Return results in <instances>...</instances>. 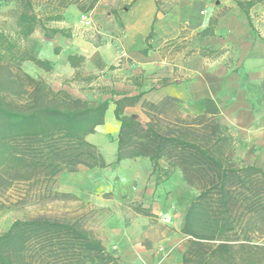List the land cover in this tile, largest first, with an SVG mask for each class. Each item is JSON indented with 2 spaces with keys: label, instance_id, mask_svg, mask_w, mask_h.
Here are the masks:
<instances>
[{
  "label": "crops",
  "instance_id": "crops-1",
  "mask_svg": "<svg viewBox=\"0 0 264 264\" xmlns=\"http://www.w3.org/2000/svg\"><path fill=\"white\" fill-rule=\"evenodd\" d=\"M103 1L96 0L90 9L92 25L77 23L75 6L66 11L64 21L74 24L58 28L54 49L58 62L47 59H53V66L61 67L67 77L81 65L103 72L108 90L97 99L91 96L93 91L82 93L61 82L58 90L97 101L110 97V89L119 93L116 98L141 93L140 101L127 106L125 114H135L143 123L149 121L144 101L157 104L173 97L178 100L174 104H182L193 115L217 108L218 121L238 134L236 159L243 164L264 161V19L252 11L248 17L232 0H111L109 10ZM211 19L213 33L202 35ZM96 22L110 29L99 30ZM77 25L95 26L99 37L78 32ZM45 38L38 28L29 35L32 53L44 52ZM110 113L115 119L113 104L104 124L87 136L98 146L108 143L101 129ZM115 122L117 143L119 121ZM103 156L107 164L116 159V154L114 159ZM108 169L82 167L67 173L85 174L82 188L88 195H111L125 203L128 213L110 215L97 236L117 258L116 264H183L189 245L182 232L184 214L199 191L188 184L179 167L156 184L149 157L122 160L115 175ZM70 184L64 189L80 191V186Z\"/></svg>",
  "mask_w": 264,
  "mask_h": 264
},
{
  "label": "trees",
  "instance_id": "trees-1",
  "mask_svg": "<svg viewBox=\"0 0 264 264\" xmlns=\"http://www.w3.org/2000/svg\"><path fill=\"white\" fill-rule=\"evenodd\" d=\"M232 1L248 17L256 4L264 2ZM24 18L28 26L23 32H0V209L5 205L3 195L17 182L35 185L65 171L77 172L81 166H109L87 136L104 124L113 104L119 121L113 167L126 158L149 157L156 184L179 167L186 181L199 188L184 214L182 232L189 245L183 264H264V166L234 160V136L218 121V109L208 107L204 114L170 119L166 113L176 98L157 104L144 101L149 121L143 123L137 115L125 114L127 106L140 101L141 93L116 98L119 93L110 89V97L90 101L55 91L43 79L15 74L11 67L25 60L47 71L53 68L51 60L22 47L33 31L34 16ZM213 23L211 19L202 35L213 33ZM116 263L117 258L79 220L16 219L0 234V264Z\"/></svg>",
  "mask_w": 264,
  "mask_h": 264
},
{
  "label": "rangeland",
  "instance_id": "rangeland-1",
  "mask_svg": "<svg viewBox=\"0 0 264 264\" xmlns=\"http://www.w3.org/2000/svg\"><path fill=\"white\" fill-rule=\"evenodd\" d=\"M91 1L92 0H0V32L5 35L23 32L28 26V22L25 18L22 19V16H34V20L32 21V32L38 28L41 29L47 37L42 39L43 45H41L44 48V52L36 55L32 53L29 48V36L22 41V47L26 52L37 58L47 59V56L50 58L54 57L58 62V55H56L57 53L54 51V49L58 47V28L62 26L66 28L65 26H67V24H74L73 22L68 23L64 21L66 11L71 6H75V10L78 14V17H75L77 23L78 20L83 21L81 16L87 13L92 19L93 16L90 14L91 11L87 9ZM110 2L111 0H104L103 4L109 7ZM169 5L170 3H167L164 7ZM107 9L109 10L110 7ZM251 11L255 13L257 18L264 19V2L256 4ZM82 24L88 26L84 22H82ZM103 25L104 24L98 22L97 26L101 28H96L99 30L110 29L109 26ZM75 26L74 28H76L78 32L82 33V31H84L83 33H85V35L88 34L91 38L99 37V33H97L95 26L92 28H84L79 25H77L78 27ZM51 61L52 63L54 62L53 59H51ZM11 68L15 74L18 73L22 76L29 75L36 79H43L55 91L58 90V82L73 88H78L82 93L88 89L87 91H93L91 96L94 99H97L99 94L103 93L104 88L107 87V85H103V72H94L87 65H81L79 70L68 77L62 72L61 67L58 69V66H53L52 70L47 71L30 60H25L20 66H12ZM29 84L30 82L26 81V85L29 86ZM110 116L111 113L107 114L109 122L101 129L103 133L106 134L108 143H103L102 146H98L103 155L105 153L106 159H114L117 148V143L113 139L116 135V122L113 116L111 119ZM166 116L170 119H174L178 116L193 117V114L186 113L182 104L175 103L168 109ZM230 133L234 136L231 147L233 158L236 162L241 163L236 159L237 147L235 144L238 141V134L236 130L232 128H230ZM162 163L166 164V161L163 160ZM257 163L260 166H264V161L260 159L257 160ZM111 164H113V162L109 164L110 169L108 170H111V172H113L112 175H115L118 172L119 166L113 167ZM82 167L85 166H81V168ZM70 183L74 186H80V191L76 190L72 192L65 190L64 187L71 185ZM135 186H137V184H135ZM191 186L199 191L197 185ZM82 187H86L85 174L70 175L66 171L56 175L50 182L43 181L35 185L30 182L15 183L2 197V202L5 205L0 209V234L6 231L16 219L44 217L69 222L79 220L86 229L90 230L93 235L97 237L100 235L101 228L108 217L120 210H124L123 212H125L127 207H124L125 203L115 201L111 195H88ZM134 203L138 204V201ZM126 212L128 213V211ZM262 241V239L258 240L259 243H263Z\"/></svg>",
  "mask_w": 264,
  "mask_h": 264
},
{
  "label": "built area",
  "instance_id": "built-area-1",
  "mask_svg": "<svg viewBox=\"0 0 264 264\" xmlns=\"http://www.w3.org/2000/svg\"><path fill=\"white\" fill-rule=\"evenodd\" d=\"M83 18V22L86 24V25H92V19L90 17V15L87 13V14H84L82 16Z\"/></svg>",
  "mask_w": 264,
  "mask_h": 264
}]
</instances>
